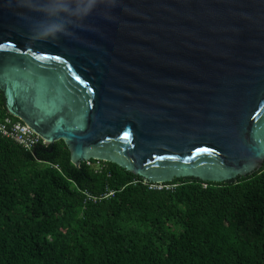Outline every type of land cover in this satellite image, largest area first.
Listing matches in <instances>:
<instances>
[{
  "label": "water",
  "instance_id": "95a60500",
  "mask_svg": "<svg viewBox=\"0 0 264 264\" xmlns=\"http://www.w3.org/2000/svg\"><path fill=\"white\" fill-rule=\"evenodd\" d=\"M22 11L0 0L5 109L76 168L220 184L263 166L264 0H99L56 41Z\"/></svg>",
  "mask_w": 264,
  "mask_h": 264
},
{
  "label": "trees",
  "instance_id": "16d2710c",
  "mask_svg": "<svg viewBox=\"0 0 264 264\" xmlns=\"http://www.w3.org/2000/svg\"><path fill=\"white\" fill-rule=\"evenodd\" d=\"M8 120L24 125L0 92ZM152 185L113 163L76 168L62 141L27 150L0 134V264H264V163Z\"/></svg>",
  "mask_w": 264,
  "mask_h": 264
},
{
  "label": "clouds",
  "instance_id": "9594fccd",
  "mask_svg": "<svg viewBox=\"0 0 264 264\" xmlns=\"http://www.w3.org/2000/svg\"><path fill=\"white\" fill-rule=\"evenodd\" d=\"M99 0H86V3L74 6L73 0H10L16 9H22L21 15L39 12L38 23L30 30L33 41H56L70 38L76 29L83 28L93 17Z\"/></svg>",
  "mask_w": 264,
  "mask_h": 264
},
{
  "label": "built area",
  "instance_id": "2783aa9c",
  "mask_svg": "<svg viewBox=\"0 0 264 264\" xmlns=\"http://www.w3.org/2000/svg\"><path fill=\"white\" fill-rule=\"evenodd\" d=\"M0 134L13 140L27 150H31L41 142V139L28 126L20 123L11 124L9 120L6 123H0ZM150 188L161 190L164 186L157 184L152 185Z\"/></svg>",
  "mask_w": 264,
  "mask_h": 264
},
{
  "label": "rangeland",
  "instance_id": "374dc122",
  "mask_svg": "<svg viewBox=\"0 0 264 264\" xmlns=\"http://www.w3.org/2000/svg\"><path fill=\"white\" fill-rule=\"evenodd\" d=\"M97 166V165H96ZM173 187H167L166 190H172Z\"/></svg>",
  "mask_w": 264,
  "mask_h": 264
},
{
  "label": "bare ground",
  "instance_id": "6f19581e",
  "mask_svg": "<svg viewBox=\"0 0 264 264\" xmlns=\"http://www.w3.org/2000/svg\"><path fill=\"white\" fill-rule=\"evenodd\" d=\"M155 185H157V184H155ZM162 185V184H161Z\"/></svg>",
  "mask_w": 264,
  "mask_h": 264
}]
</instances>
